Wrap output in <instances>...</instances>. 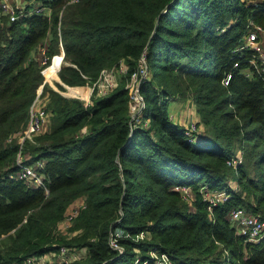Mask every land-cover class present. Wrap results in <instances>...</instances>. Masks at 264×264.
Here are the masks:
<instances>
[{
  "label": "trees",
  "instance_id": "16d2710c",
  "mask_svg": "<svg viewBox=\"0 0 264 264\" xmlns=\"http://www.w3.org/2000/svg\"><path fill=\"white\" fill-rule=\"evenodd\" d=\"M33 1L50 12L0 16V264L61 245L85 249L70 264H130L151 250L170 264H264V237L247 240L228 217L233 206L264 216V72L246 74L232 52L248 19L264 24V0ZM59 39L65 63L44 73L65 93L87 96L82 84L120 60L127 69L88 103L64 95L43 82L36 56L40 44L58 50ZM143 49L147 124L133 125L126 81ZM41 83L48 128L19 142ZM177 97L195 106L193 141L169 115ZM238 149L241 160L229 164ZM19 150L25 163L43 160L45 187L13 175ZM178 183L191 186V201ZM203 184L228 197L208 209ZM77 198L84 205L60 228ZM115 227L145 236L118 237L120 250L110 244Z\"/></svg>",
  "mask_w": 264,
  "mask_h": 264
},
{
  "label": "built area",
  "instance_id": "2783aa9c",
  "mask_svg": "<svg viewBox=\"0 0 264 264\" xmlns=\"http://www.w3.org/2000/svg\"><path fill=\"white\" fill-rule=\"evenodd\" d=\"M69 2H76L78 0H68ZM263 0H251L252 4H258ZM31 3L36 2L30 0ZM45 12L44 6L40 2H36L35 5L30 7H21L13 2V0H0V16L6 15L8 19L13 20L18 18L19 15L28 12ZM46 13V12H45ZM58 34L60 31L58 27ZM232 52L236 55L244 57L248 64L243 68V71L250 75L251 67L256 68L258 71L264 72V24L254 20L248 19L244 28L243 34L240 37L239 42L234 46ZM247 53H249L247 55ZM37 59L40 63V70L43 74V82H47L44 69L52 65L56 60V71L58 73L59 68L65 63L64 47L61 39L58 41V50L49 53L46 43L40 44L37 47L36 53ZM239 64L238 59L234 60L233 65ZM127 65L123 61H119L118 64L112 67H104L100 70L97 78L92 81V88H95L97 94H105L111 88H113L119 79V75L126 71ZM118 71V72H117ZM117 72V76H116ZM118 73H120L118 75ZM150 72L147 64L146 50L143 49L139 58L137 68L132 71L126 81L129 94V110L131 113V120L133 125L138 123L147 124V119L143 118L144 111L146 109V101L139 90L141 80L149 78ZM231 76V72H227L223 81L228 82ZM58 82V80H55ZM55 82V83H56ZM64 84V83H63ZM42 85V83L40 84ZM65 87V86H64ZM38 92L33 99L29 107V118L25 126L20 130L18 135L19 142H22L24 138H31L35 133L44 130V122L47 119V113L45 108L40 105ZM90 101H86L87 103ZM170 114V112H169ZM201 124L198 120L192 121L188 127L184 126V132L189 140L197 139L195 131L199 130ZM242 158L241 150L238 149L236 153L230 157L227 162L229 164H236ZM25 155L21 153V150L17 152L16 161L19 168L13 173L15 177L22 178L32 185L44 184V174L38 170V166L43 164L42 159L36 160L33 164L23 162ZM233 186V185H232ZM180 192L183 198L191 201L193 197V189L189 184L178 183L173 186ZM236 186H233V189ZM46 190V188H45ZM202 197L207 202L208 209H211L213 205L218 202L224 201L228 197V192L225 189L209 188L206 184H203L199 188ZM84 205L82 198L75 199L67 208L65 216L60 222V228L67 227L75 215L78 213L79 208ZM228 217L232 223L236 226L239 233L243 234L247 240L258 241L264 237V216H260L251 212H247L241 206H233L228 212ZM130 236L133 239H141L145 236L143 230L136 233H129L123 228L115 227L110 234V244L114 247L122 249V245L118 243V237ZM85 254V249L82 247H71L67 245H61L59 248L53 251H47L42 254H31L23 257L20 261L13 262V264H70V262L76 258ZM130 264H170L168 255L165 252H157L151 250L149 257L146 259L141 258L139 255H134L130 259Z\"/></svg>",
  "mask_w": 264,
  "mask_h": 264
},
{
  "label": "crops",
  "instance_id": "0c3cea01",
  "mask_svg": "<svg viewBox=\"0 0 264 264\" xmlns=\"http://www.w3.org/2000/svg\"><path fill=\"white\" fill-rule=\"evenodd\" d=\"M15 4L21 7H30L31 5H35L36 2L31 3L30 0H13ZM38 3V2H37ZM44 10L46 13L50 12V8L47 6H44ZM49 38L47 37V40ZM41 89L39 90V87L37 89V92L40 93ZM39 103L40 105H45L46 104V98L39 97ZM189 103L193 104L192 100L190 98H174L171 100L169 104V111L172 113L173 120L178 121L180 123L183 122V119H181V110L185 108V106H190ZM194 105V104H193ZM183 106L181 109L179 107ZM196 112V111H195ZM179 116V117H178ZM195 119H199L197 116H195ZM44 130L48 128L49 121L48 119L45 120L44 122ZM233 183L236 184V181L233 180Z\"/></svg>",
  "mask_w": 264,
  "mask_h": 264
},
{
  "label": "rangeland",
  "instance_id": "374dc122",
  "mask_svg": "<svg viewBox=\"0 0 264 264\" xmlns=\"http://www.w3.org/2000/svg\"><path fill=\"white\" fill-rule=\"evenodd\" d=\"M117 72H118V71H117ZM117 72H116V76H117ZM119 74H120V73H118V75H119ZM55 82H56V81H54V83H51L50 81H47V83H48L50 86L54 87L56 90L60 91L62 94L67 95V96H71V97L81 98V99H83L84 101H88V100L90 99V97H91V94H92L93 92H95V88H94V87L92 88V82L82 84V85H88L89 88H90L89 93H88L87 96L71 95V94L65 93V92H63V91H66V88L63 87V89H61L59 86H57V84H56ZM54 85H55V86H54ZM170 102H171V101H170ZM170 102H169V104H170ZM189 105H190V106H185V108H183V109L181 110V113H182V115H181V119H183V122H182L181 124H182L183 126H185V127H188L192 121H195V120L197 121V120H198V119H195V118H196L195 116L198 117L197 113L195 112V106H194L193 104H191V103H189ZM168 107H169V106H168ZM182 107H183V106L179 107V109H181ZM169 112H170V111H169ZM169 115H170L171 118H173L171 112H170ZM178 117H179V116H178ZM232 185H233V186L235 185V186L237 187V184H234V183H233Z\"/></svg>",
  "mask_w": 264,
  "mask_h": 264
},
{
  "label": "water",
  "instance_id": "95a60500",
  "mask_svg": "<svg viewBox=\"0 0 264 264\" xmlns=\"http://www.w3.org/2000/svg\"><path fill=\"white\" fill-rule=\"evenodd\" d=\"M58 82L61 83L64 86L63 81L60 79V77H59ZM41 87H42V85L39 86V90L41 89Z\"/></svg>",
  "mask_w": 264,
  "mask_h": 264
}]
</instances>
